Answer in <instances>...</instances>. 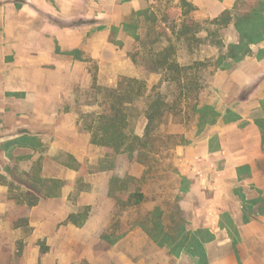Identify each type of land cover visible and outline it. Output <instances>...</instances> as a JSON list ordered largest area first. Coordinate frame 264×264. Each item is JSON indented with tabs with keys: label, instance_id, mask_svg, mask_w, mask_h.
I'll use <instances>...</instances> for the list:
<instances>
[{
	"label": "crops",
	"instance_id": "obj_1",
	"mask_svg": "<svg viewBox=\"0 0 264 264\" xmlns=\"http://www.w3.org/2000/svg\"><path fill=\"white\" fill-rule=\"evenodd\" d=\"M187 1L201 17L217 18L237 0ZM144 6L145 0H0V264H58L78 255L80 228L66 222L75 213L71 201L93 205L101 181L88 174L91 190L78 199L79 177L87 174L63 167L52 152L62 129L61 107L52 103L62 102L69 91L62 82L73 81L87 59L106 64L111 27ZM204 88L213 91L205 104L219 116L176 151L187 178L180 189L191 215L187 232L209 264H264V32ZM46 161L54 167L47 170ZM32 176L61 180L60 195L29 207ZM92 222L91 215L84 228Z\"/></svg>",
	"mask_w": 264,
	"mask_h": 264
},
{
	"label": "rangeland",
	"instance_id": "obj_2",
	"mask_svg": "<svg viewBox=\"0 0 264 264\" xmlns=\"http://www.w3.org/2000/svg\"><path fill=\"white\" fill-rule=\"evenodd\" d=\"M147 7L154 14L147 18L137 17L136 11H132L118 25L111 27V51L106 64L87 59L88 64L77 67L73 81L62 82L69 88L62 102L52 103L62 110L57 120L62 129L52 152L57 153L56 158L61 160L63 167L80 169L87 174L79 179L78 188L80 186L83 191L89 189L85 180L92 179L88 174H97L94 180L101 181L95 188L96 199L89 206L92 226L85 229V223L79 227L78 255L73 261L68 258L58 264H209L207 258L197 257L201 253L200 242L187 232L191 215L183 210L180 192L187 178L182 174L176 151L179 146L199 138L211 123L200 122L199 114L188 108L184 101L178 108L182 110L181 114L170 115L160 124L140 154L138 151L130 159L122 158L115 169L106 171L99 168L112 151L92 144L85 125L91 113L102 110L99 101L103 99L104 90L99 87L114 88L122 77L137 78L150 88L158 85L159 91L168 94V101H176L180 93L177 84L167 87L165 74L142 71L138 63L150 50L158 53L168 46L170 38L175 44V58L181 65L207 58L216 60L228 55L231 46H241L243 52H249L250 44L260 41L264 32V0H237L232 9L217 18L201 17L193 11L187 14L181 0H145L142 9ZM125 23L128 26L124 27ZM184 23L192 26L196 33L191 44L176 39ZM236 39L240 43L231 44ZM239 60L224 59L226 67L222 70L232 68ZM209 71L201 75L203 81ZM203 91L199 95V107L208 105L206 100L213 92L211 89ZM143 107L142 103H137L130 110V132L140 137L146 130ZM53 140L55 136L50 142ZM51 147L49 143L44 148L46 154ZM53 167L46 161L47 170ZM114 177L127 179L124 189L142 192L144 201L135 206L118 207L117 199L107 191ZM127 191L117 194L126 199ZM79 194L81 191L78 199ZM71 203L75 213L88 206L77 205V201ZM105 234L108 239L103 237ZM201 235L205 238V231L202 230ZM188 252L195 256L190 257Z\"/></svg>",
	"mask_w": 264,
	"mask_h": 264
},
{
	"label": "trees",
	"instance_id": "obj_3",
	"mask_svg": "<svg viewBox=\"0 0 264 264\" xmlns=\"http://www.w3.org/2000/svg\"><path fill=\"white\" fill-rule=\"evenodd\" d=\"M181 2L182 6L186 8L187 14L196 9L187 0H181ZM150 9V7H147L136 11L134 14L137 17L144 16L147 18L149 14H154L150 13ZM126 26H128V23L124 24V27ZM193 31L192 26L184 23L177 33L176 39L184 40L191 44L196 36V33ZM169 40L170 44L168 46L158 53L150 50L145 54L143 60L138 63L142 71L165 74L164 80L167 87L172 83H176L180 89L176 101L173 103L168 101V94L159 91L158 85L150 88L146 82L137 78L122 77L114 88L102 89L99 87L101 91L104 90L103 99L99 101L102 110L93 112L88 116L85 129L91 133L92 144L106 147L112 151L99 168L101 171L115 169L122 158L130 159L138 151L140 154V150L142 151V148L147 147V143L160 124L164 123L170 115L177 116L181 114L182 110L178 108H180L184 101L187 102L188 108L194 113L199 114L200 122L213 124L219 115L217 111L210 105L199 107V95L203 90L204 82L215 71L226 67L223 64L224 59L232 58L239 60L248 52L247 50L243 52V47L241 46H231L228 55L221 56L216 60L207 58L196 60L191 64L181 65L175 58V44L171 38ZM206 70L210 71L206 77H203V81L201 75ZM137 103L144 105L142 114L146 119V130L143 137L130 132V110ZM208 117L211 118L208 120ZM126 182L127 179L114 177L110 184L109 193L117 199L118 207L121 208L139 205L145 198L142 192H128L125 190L124 186ZM63 185L64 183L58 179H43L34 176L30 186L35 189L36 194L30 196L27 202L29 207L35 206L40 197L59 196ZM82 190L79 186L78 192ZM123 191L128 192L126 199L121 194H117V192ZM88 217L89 206L78 213H71L66 222L81 227L86 223ZM103 237L105 239L109 238L107 234L103 235Z\"/></svg>",
	"mask_w": 264,
	"mask_h": 264
}]
</instances>
